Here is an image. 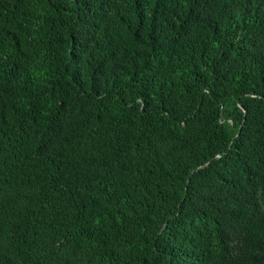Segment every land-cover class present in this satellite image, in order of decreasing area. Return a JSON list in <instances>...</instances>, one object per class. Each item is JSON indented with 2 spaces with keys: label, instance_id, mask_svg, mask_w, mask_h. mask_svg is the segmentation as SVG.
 Returning a JSON list of instances; mask_svg holds the SVG:
<instances>
[{
  "label": "trees",
  "instance_id": "1",
  "mask_svg": "<svg viewBox=\"0 0 264 264\" xmlns=\"http://www.w3.org/2000/svg\"><path fill=\"white\" fill-rule=\"evenodd\" d=\"M0 264H264V0H0Z\"/></svg>",
  "mask_w": 264,
  "mask_h": 264
},
{
  "label": "water",
  "instance_id": "2",
  "mask_svg": "<svg viewBox=\"0 0 264 264\" xmlns=\"http://www.w3.org/2000/svg\"><path fill=\"white\" fill-rule=\"evenodd\" d=\"M240 106H241V108L243 109V110H245V107H244V105H242V104H240ZM218 157H214L213 159H212V161H214L215 159H217ZM205 166V165H204Z\"/></svg>",
  "mask_w": 264,
  "mask_h": 264
}]
</instances>
